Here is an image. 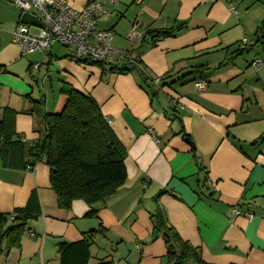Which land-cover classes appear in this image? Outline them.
Wrapping results in <instances>:
<instances>
[{
  "label": "crops",
  "instance_id": "obj_1",
  "mask_svg": "<svg viewBox=\"0 0 264 264\" xmlns=\"http://www.w3.org/2000/svg\"><path fill=\"white\" fill-rule=\"evenodd\" d=\"M65 1L80 9L90 0ZM96 1L105 12L98 29L112 30L113 48L136 63L80 66L58 45L48 61L21 55L10 40L21 14L14 0H0V121H9L12 141L36 142L44 127L31 102L58 114L60 90L71 87L99 107L125 149L127 174L103 203L62 210L48 167H29L11 146L0 158V214L25 208L33 218L0 264H60L59 244L90 232L87 264H165L164 243L152 235L157 208L204 263L264 264V0ZM132 29L140 36L129 41Z\"/></svg>",
  "mask_w": 264,
  "mask_h": 264
},
{
  "label": "trees",
  "instance_id": "obj_2",
  "mask_svg": "<svg viewBox=\"0 0 264 264\" xmlns=\"http://www.w3.org/2000/svg\"><path fill=\"white\" fill-rule=\"evenodd\" d=\"M172 32L156 38L171 36ZM60 94L65 97V105L58 114L44 113L40 102H31L29 114L39 118L44 128L39 139L30 146L12 141L9 121L2 118L0 158L8 155L11 146H19L22 154L31 158L29 167L36 162L48 167L49 187L59 209L69 210L76 200L93 207L112 197L125 183L126 152L91 97L71 87H62ZM5 112L8 115L11 111ZM191 152L194 157L192 145ZM159 195L161 193L154 200ZM95 213L93 209L87 216L92 217ZM32 218L25 208L0 214V256L10 249L20 248V238ZM151 220L152 235L161 237L166 249L165 264H206L200 250L183 241L168 225L161 209L155 210ZM92 233L84 234L76 242L59 244L60 264H87Z\"/></svg>",
  "mask_w": 264,
  "mask_h": 264
},
{
  "label": "built area",
  "instance_id": "obj_3",
  "mask_svg": "<svg viewBox=\"0 0 264 264\" xmlns=\"http://www.w3.org/2000/svg\"><path fill=\"white\" fill-rule=\"evenodd\" d=\"M13 3L21 15L28 13L40 23L39 27H33L35 32L23 24L11 32V44L19 48L21 55L37 52L48 61L51 49L58 45L66 48L68 59L80 66L112 65L117 60L131 64L134 62L129 52L113 48L112 30L98 29V19L105 13L104 2L90 0L80 9L70 7L65 0H14ZM229 9L235 11L234 6ZM33 10L38 12L39 16H36ZM139 36V33L132 29L128 39L134 41ZM261 64V60L253 63L256 67ZM195 87L198 91H203L206 84L199 81L195 83ZM233 212L248 219L253 217L247 213Z\"/></svg>",
  "mask_w": 264,
  "mask_h": 264
},
{
  "label": "water",
  "instance_id": "obj_4",
  "mask_svg": "<svg viewBox=\"0 0 264 264\" xmlns=\"http://www.w3.org/2000/svg\"><path fill=\"white\" fill-rule=\"evenodd\" d=\"M20 23L23 25L32 26V27H39L40 26V23L36 19V17H34L28 13L21 15Z\"/></svg>",
  "mask_w": 264,
  "mask_h": 264
},
{
  "label": "rangeland",
  "instance_id": "obj_5",
  "mask_svg": "<svg viewBox=\"0 0 264 264\" xmlns=\"http://www.w3.org/2000/svg\"><path fill=\"white\" fill-rule=\"evenodd\" d=\"M36 16H39V13L36 12L35 10L32 11ZM32 32H35V29H31Z\"/></svg>",
  "mask_w": 264,
  "mask_h": 264
}]
</instances>
